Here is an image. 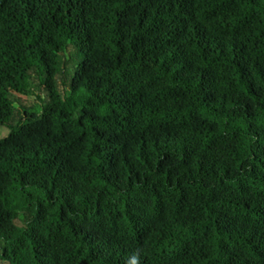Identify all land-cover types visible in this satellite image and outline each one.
<instances>
[{
	"label": "trees",
	"instance_id": "16d2710c",
	"mask_svg": "<svg viewBox=\"0 0 264 264\" xmlns=\"http://www.w3.org/2000/svg\"><path fill=\"white\" fill-rule=\"evenodd\" d=\"M0 264H264V0H0Z\"/></svg>",
	"mask_w": 264,
	"mask_h": 264
}]
</instances>
